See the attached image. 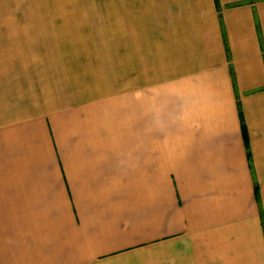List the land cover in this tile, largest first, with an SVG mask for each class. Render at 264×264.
<instances>
[{
	"label": "crops",
	"instance_id": "obj_1",
	"mask_svg": "<svg viewBox=\"0 0 264 264\" xmlns=\"http://www.w3.org/2000/svg\"><path fill=\"white\" fill-rule=\"evenodd\" d=\"M99 1L104 73L0 23V264H264V0Z\"/></svg>",
	"mask_w": 264,
	"mask_h": 264
},
{
	"label": "rangeland",
	"instance_id": "obj_2",
	"mask_svg": "<svg viewBox=\"0 0 264 264\" xmlns=\"http://www.w3.org/2000/svg\"><path fill=\"white\" fill-rule=\"evenodd\" d=\"M104 8V2L99 0H3L0 23L15 25L17 33L12 40L30 47L22 54L24 62L34 57V63L39 62L42 69L45 62L48 67L57 60L47 61L54 54L75 56L80 62L78 57L84 53L88 57L90 52L97 59L95 70L104 73L106 18L99 15ZM91 42H97L94 52L90 49ZM66 68L70 70L68 65Z\"/></svg>",
	"mask_w": 264,
	"mask_h": 264
}]
</instances>
